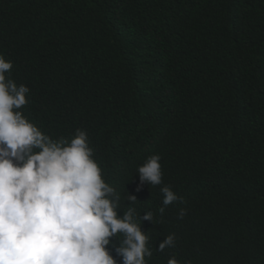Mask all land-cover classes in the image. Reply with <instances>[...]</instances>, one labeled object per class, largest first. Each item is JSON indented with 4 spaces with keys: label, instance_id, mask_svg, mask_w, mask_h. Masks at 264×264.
Segmentation results:
<instances>
[{
    "label": "trees",
    "instance_id": "16d2710c",
    "mask_svg": "<svg viewBox=\"0 0 264 264\" xmlns=\"http://www.w3.org/2000/svg\"><path fill=\"white\" fill-rule=\"evenodd\" d=\"M0 55L31 122L87 132L118 215L128 194L154 214L148 264H264V0H0ZM154 154L162 184L137 192ZM163 186L183 202L161 215Z\"/></svg>",
    "mask_w": 264,
    "mask_h": 264
},
{
    "label": "clouds",
    "instance_id": "9594fccd",
    "mask_svg": "<svg viewBox=\"0 0 264 264\" xmlns=\"http://www.w3.org/2000/svg\"><path fill=\"white\" fill-rule=\"evenodd\" d=\"M11 61L0 55V264H148L153 256L142 220L153 224L154 214L137 215L130 202L118 215L121 196L104 178L86 131L69 140L54 139L21 111L30 89L6 76ZM161 157H147L138 167L140 184H162ZM163 206L182 199L170 186L160 188ZM186 209H180L182 219ZM122 235L118 246L113 238ZM167 235L157 251L175 246ZM117 240V239H116ZM167 264H181L175 256Z\"/></svg>",
    "mask_w": 264,
    "mask_h": 264
}]
</instances>
